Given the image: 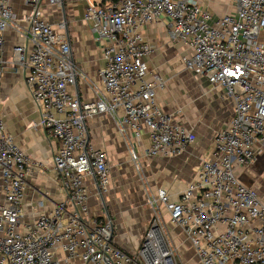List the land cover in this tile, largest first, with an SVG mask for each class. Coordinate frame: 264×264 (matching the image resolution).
Listing matches in <instances>:
<instances>
[{"label":"built area","instance_id":"1","mask_svg":"<svg viewBox=\"0 0 264 264\" xmlns=\"http://www.w3.org/2000/svg\"><path fill=\"white\" fill-rule=\"evenodd\" d=\"M23 1L30 9L23 16L26 44L13 48L12 62L24 68L38 124L57 143L52 162L64 199L25 220L29 158L0 122V264H175L160 205L200 264H264V197L237 170L264 153V0H230L234 13L214 21L201 0H83L81 19L102 41L105 60L101 95L88 101L74 91L82 72L73 59L64 0ZM48 5L56 8L55 18L48 16ZM161 19L170 40L189 48L181 56L184 69L222 89L232 115L176 200L156 190L138 246L124 250L106 212L89 216L86 178L105 191L110 164L106 150L90 144L86 120L109 112L124 133L138 138L147 129L150 156L178 155L195 141L193 130L156 101L164 81L149 69L154 49L143 30ZM11 26H18L11 0H0V80L4 33ZM131 159H138L133 150Z\"/></svg>","mask_w":264,"mask_h":264},{"label":"crops","instance_id":"2","mask_svg":"<svg viewBox=\"0 0 264 264\" xmlns=\"http://www.w3.org/2000/svg\"><path fill=\"white\" fill-rule=\"evenodd\" d=\"M64 3L73 59L82 72L74 91L81 100L88 101L96 94L101 95L99 69L105 63L103 43L81 19L85 2L64 0ZM201 4L210 12L213 21L235 11L230 0H201ZM11 6L18 26L9 27L4 33L0 122L29 158L31 172L24 182L22 209L25 220L31 221L62 201L64 192L52 162L57 143L38 124L39 110L26 85L24 68L12 62L13 48L26 44L23 16L30 9L23 0H11ZM45 10L49 17L51 14L55 18L54 6H45ZM165 23L162 19L154 21L143 30L145 40L154 49L147 58L149 69L158 72L164 81L163 87L156 91V101L163 111L175 112L177 119L193 130L195 141L181 154L150 156L146 154L149 144L147 129H143L138 138L130 130L124 133L109 112L86 120L90 144L95 148H104L110 164V181L105 191L99 192L95 179L86 178L89 216H100L106 212L113 221L116 243L124 250L138 246L152 212L147 208L142 213V200H138L135 193L134 188L137 187L140 198L143 197L141 183L136 179L129 161L131 150L138 154L137 164L140 167L137 171L145 178L148 199L157 189L163 188L170 199L176 200L195 178L201 161L211 155L216 132L227 126L232 115V102L223 95L222 89L213 86L203 75L184 69L181 56L189 52V48L182 42L170 40ZM96 89L98 92H95ZM237 170L240 179L254 186L264 197V153L257 156L251 167ZM162 206L160 209L163 212ZM163 217L167 220L165 227L173 247L185 258L189 257L192 264L194 261L200 264L182 229L170 223L167 216Z\"/></svg>","mask_w":264,"mask_h":264},{"label":"rangeland","instance_id":"3","mask_svg":"<svg viewBox=\"0 0 264 264\" xmlns=\"http://www.w3.org/2000/svg\"><path fill=\"white\" fill-rule=\"evenodd\" d=\"M64 10H65V5H64ZM65 13H66V10H65ZM130 159H131V156H130ZM130 159H129V161H130V164L132 165V167L134 169V172H135V175H136V179L139 180L140 183H141V191H142L141 193H142L143 197L140 198L137 187H135L134 190H135V193H136V195L138 197V200L139 199L142 200V203H141L142 213L144 214L146 212V209L150 208V212L152 211L151 212V216H152L154 208H153V206L151 204V200H152L153 196H155V194L150 196L149 199H148V196L146 194V188H145V185H146L145 184V178H144V176L142 174H140L139 171H137V170H139L138 168L140 167V165L137 164L138 162H134L132 159L131 160ZM161 206L162 205H160L158 207V215H159L160 220L162 222L164 235H165V237H166V239L168 241V244L173 248V252H174L173 253L174 254L173 255V260H174V263L175 264H192L189 257L185 258L184 256L181 255L180 252H178L176 250L175 247H173V244L171 243V241L169 239V236H168L167 227H165L167 220H165L164 217H163V215L167 216L168 221H170L169 220V216H168V212L165 210L164 206H162V207L164 208L165 211L162 212L161 209H160ZM151 216L149 215V220L151 219ZM149 220L147 222V226L149 224ZM193 264H197V263L194 261Z\"/></svg>","mask_w":264,"mask_h":264},{"label":"trees","instance_id":"4","mask_svg":"<svg viewBox=\"0 0 264 264\" xmlns=\"http://www.w3.org/2000/svg\"><path fill=\"white\" fill-rule=\"evenodd\" d=\"M114 1V0H113ZM103 3V2H102Z\"/></svg>","mask_w":264,"mask_h":264}]
</instances>
